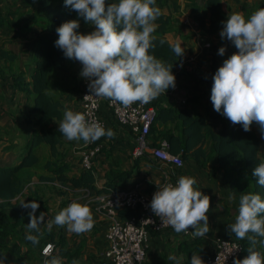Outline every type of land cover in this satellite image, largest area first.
Listing matches in <instances>:
<instances>
[{"label": "clouds", "instance_id": "obj_1", "mask_svg": "<svg viewBox=\"0 0 264 264\" xmlns=\"http://www.w3.org/2000/svg\"><path fill=\"white\" fill-rule=\"evenodd\" d=\"M156 0H64V6L75 11L94 30L84 34L78 31L80 19L62 23L56 28L58 39L54 46L63 52L65 58L82 64L79 75L88 81L91 95L120 103L125 108L134 103L141 105L175 88L176 77L172 65H166L150 54L154 47L151 34L156 30L154 23L160 16L155 7ZM220 37L230 41L237 51L223 60L212 77L210 100L214 110L226 117L233 125H241L245 132L253 123L258 125L264 138V7L253 11L247 18L240 12L228 13L221 21ZM177 56L184 51L177 43L171 45ZM226 47L218 49L224 56ZM58 130L68 141L93 143L102 137L112 139V129L85 114L66 109ZM252 175L256 183L264 187V161L254 168ZM193 177L180 176L176 183L166 182L157 186L150 202L152 212L162 223L170 225L176 233L192 230L193 238L204 237L210 229L208 211L210 197L194 187ZM231 199H235L233 194ZM30 209L29 233H39L45 213L39 216V204L33 200L22 203ZM94 221L91 209L86 204L73 201L60 210L47 223L52 227L67 226L69 232L77 235L90 231ZM228 231L237 239H247L248 255L234 259L233 264H264V255L256 250L264 245V199L259 193H241L238 215ZM33 244L39 243V236L26 237ZM260 238V239H258ZM45 249V254H47ZM169 260L177 257L170 255ZM0 264H7V256H0ZM43 264H63V257L46 258ZM72 264H79L73 260ZM190 264H205L202 257L193 252Z\"/></svg>", "mask_w": 264, "mask_h": 264}, {"label": "trees", "instance_id": "obj_2", "mask_svg": "<svg viewBox=\"0 0 264 264\" xmlns=\"http://www.w3.org/2000/svg\"><path fill=\"white\" fill-rule=\"evenodd\" d=\"M24 3L34 9L37 15H41L37 23L42 32L38 34L32 47L33 68L30 74L22 71L18 66L19 56L15 51L0 47V60L4 61L0 73L11 76L15 87L27 97L33 96V106L27 115V123L32 125V134L26 153L17 164L0 165V253L7 257L14 256L16 264H27L29 261L18 239L27 226L25 221L27 212L22 211L18 203H12V199L24 191L34 176L38 177L39 183H70L76 188H90L95 189L97 193H104L126 187V184L121 185L117 182L128 181L134 174V170L113 168L109 171L106 186L103 188H97L96 177L92 171L83 169L79 176H69L68 154L66 151H61L62 145L66 144V138L59 132L58 125L64 111L70 109L69 101L73 98L81 101V91L79 81L73 82V79L67 76V73L73 71L74 60L65 58L63 52L54 46V42L58 39L56 28L66 21L80 19L78 31L87 34L93 30L92 25L86 24L75 11L66 8L64 0H24ZM167 3L172 5L174 12L180 10L178 0H156L155 6H163ZM259 7H264V0H261ZM191 8L199 29L208 34L220 33L221 21L226 20L228 16L222 0H203L201 6L191 5ZM173 20L171 14H160L154 22L156 30L151 34L154 47L150 49V54L166 65H172V72L175 75L181 57L174 54L171 45L176 43L171 42L167 37ZM0 23L5 24L3 18L0 19ZM29 27L28 23L26 30ZM24 32L26 31L23 29L22 33ZM220 41L222 46L227 47L230 56L237 51L227 39L220 37ZM217 53L215 50L210 62V76L202 81L207 88L205 92L211 93L212 77L223 63ZM164 98V96L157 97L155 102L157 116L151 129L152 140L156 142L167 138L172 153L181 154L184 160L193 158L200 167L209 168L211 173L217 172L215 167L210 166L212 158H216L218 169L224 174L226 183L233 193L238 194L239 197L242 192L259 193L264 199V187H260L256 183L257 178L252 175L257 164L264 161V140L256 132L254 123L251 130L245 132L241 125H233L226 117L217 113L212 102L208 112H201V95L189 96L182 105L176 103L164 105ZM31 113L36 115L35 120L31 119ZM43 143L49 145L53 158L41 162L35 148ZM41 167L47 169L50 174H39ZM33 195L36 196L35 193ZM39 199L41 198L36 197L37 201H40ZM138 212V208H123L118 214L121 219L126 220L137 215ZM229 237L243 244L244 252L240 259H244L248 255L249 241L237 239L235 234ZM55 239L54 234L48 233L45 243L47 241L54 243V253L63 257V264H72V261L81 255L82 243L77 244L71 251L68 249L67 238L63 232L57 241ZM256 250L264 255V245L258 244ZM180 252L185 254V259L179 260V264H190L193 252L198 253L206 264V259L212 253L205 248L202 237L185 238L180 245ZM65 257L66 261H64Z\"/></svg>", "mask_w": 264, "mask_h": 264}, {"label": "crops", "instance_id": "obj_3", "mask_svg": "<svg viewBox=\"0 0 264 264\" xmlns=\"http://www.w3.org/2000/svg\"><path fill=\"white\" fill-rule=\"evenodd\" d=\"M178 2L180 4V10L177 12L173 11L172 5H170L171 1L163 6H155L160 9V14H171L174 17L169 27L167 37L171 42L178 43L184 51L183 56H181L180 65L175 74L176 83L180 86V89L171 94H161L159 97H165L163 100L164 105L175 103L182 105L183 101L185 100L186 102L189 96L194 94L201 95L200 111L206 113L211 105V93L205 94L207 88L205 87V82H202L204 81L202 80L203 78H200V74L197 71L198 69H196V59L200 58V60H198L199 65L205 64L210 67V62L213 57H210L211 59L209 60L206 57H202V55V58L198 56L200 51L203 49L205 51V48H210V43L205 40L204 32L198 28L196 23L186 25L181 20L184 17L194 20L191 8L192 4L187 2L190 4L189 7L188 5H182V0ZM224 8L226 9V7ZM35 12L34 9L32 10V8L24 3V0H0V19L3 18L5 23L4 25L0 23V47L15 51L19 56L17 61L18 66L22 71L28 74H30L33 68V62L31 61L32 47L38 34L42 32L37 23L41 15H37ZM178 19L181 23V27L189 29L191 33L185 34L176 30L174 22ZM28 23L30 27L26 30V25ZM23 29L26 32L22 33ZM91 29H93V26ZM22 34H24V36ZM205 44H207V46ZM216 47L219 49L220 45H216ZM229 56H220V61L223 62V60ZM2 64H4V61L0 60V67ZM74 65L77 71L67 73V76L73 79V82L83 80L79 75L81 63L74 61ZM32 106L33 96L27 97L15 87L11 76L7 73H0V118L10 117L8 124H4L5 127L0 124V132L4 130V133H6V135L0 134V141H7L2 147L3 150H11L15 147L25 150L28 148L32 134V125L27 123V115L30 113ZM69 106L70 110L78 112L80 102L73 98L69 101ZM11 117L13 118V122ZM30 117L33 120L37 118L36 115L32 113ZM14 119H16L18 123L19 131L12 135L13 126L15 125ZM254 128L256 132L261 135L259 127L255 123ZM108 129H112L115 135L112 139L105 137L106 148L95 158L93 173L96 177L97 188L106 186L108 173L113 168L134 170L132 178L128 181L117 182V184L132 186L136 181H142V191L153 197V188L155 185L166 177V175L175 173L173 168L149 156L134 158L132 156V150L135 146V138L131 131L117 124L114 120H110ZM16 138L18 139V142L16 140L17 144L12 145V142ZM262 139L264 140V138ZM76 143L77 142L63 144L61 147V151H66L68 154L67 157L70 162L69 176H79L83 171L80 165V149L82 148L83 141L81 140L80 145ZM40 148H44L46 152H49V155L44 153L38 154L41 162L47 161L50 157L53 158L49 145L40 144L35 150H39ZM12 159L6 162L3 161L0 165H9ZM211 165L217 169L216 173H211L209 168L200 167L193 158H188L185 159L184 167L178 172L180 176L183 175L195 178L197 183L194 187L210 197V208L207 213L210 229L209 232L202 237L204 246L209 252L214 251L215 241L218 237L225 238L234 235L228 231V226L235 222L239 207V195L230 190L224 174L218 169V161L216 158H212L210 162V166ZM39 174L49 175L50 173L47 169L41 167L39 168ZM145 178H150V180H145ZM49 184L51 183H39L38 177L34 176L32 182L28 184L32 187L34 186L32 189L33 191L26 187L21 194L12 199V203H18L20 209L27 212L25 217L26 224L30 221L28 215L30 209L23 208L21 206L22 203L35 200L39 204L36 215L39 216L41 212L45 213V221L40 224L39 233L35 231L29 233V229L26 226L24 233L18 236L19 241L22 243V251L28 256L29 261L27 264H43L44 259H50L56 256L54 253L51 256L45 257L41 251L45 241L48 239V233L54 234L56 237L55 240L57 241L62 232L67 238V246L71 251L75 249L77 244H83L82 253L76 259L79 264H98L99 258L107 245L106 233L109 228V219L106 215L98 213L94 205L97 196L101 193H97L95 189L76 188L70 183H52L58 187L47 186ZM36 186L38 187L36 188ZM46 187L49 188L45 189ZM48 189L51 190V192L47 191ZM33 192L36 196L33 195ZM233 194H235V199L230 198ZM36 197H40V201H37ZM73 201L86 204L90 207L94 221L92 229L86 233L77 235L73 232H69L67 226L59 227L54 225L49 232L47 230V223L51 221L60 210L67 207ZM29 234L38 235L39 243L33 244L30 242L26 238ZM184 239L185 237L182 233H176L171 229L159 233H151L147 257L144 264H177L176 261L168 259L170 255L177 257L178 261L184 260L185 254L180 252V245ZM0 256L4 255L0 253ZM64 261H66V257ZM7 264H16L15 257L8 256Z\"/></svg>", "mask_w": 264, "mask_h": 264}, {"label": "built area", "instance_id": "obj_4", "mask_svg": "<svg viewBox=\"0 0 264 264\" xmlns=\"http://www.w3.org/2000/svg\"><path fill=\"white\" fill-rule=\"evenodd\" d=\"M184 22V21H183ZM186 25L195 23L189 18L184 22ZM180 86L176 83L175 88H169L165 94L177 92ZM157 98L149 104L141 105L134 103L125 108L120 103L111 102L108 99L91 95L88 81L83 79L81 85V101L78 112L85 114L89 120L99 121L105 129H108L110 120L128 128L135 138V146L132 150L134 158L149 156L161 163L170 165L175 173L166 175L153 188L166 182L176 183L180 177L178 172L184 167L185 160L181 154L170 151V143L167 138L154 142L151 138L152 125L157 116L155 105ZM185 100L183 101V103ZM106 148L105 137L93 143L83 141L80 149L81 168L94 172L95 158ZM177 171V174H176ZM150 180V178H145ZM143 182L136 181L132 186L112 189L101 193L95 201V209L98 213L106 215L109 219V228L106 233L107 245L102 252L98 264H144L147 257L149 238L151 232H163L174 230L170 225L162 223L150 208L152 197L142 190ZM123 208H138L137 215L123 220L118 212ZM192 230L187 233L181 232L187 239H192ZM47 249V254H45ZM55 252V245L47 241L41 253L51 256ZM243 244L235 238L218 237L215 241V249L206 259V264H233L234 259H240L243 255Z\"/></svg>", "mask_w": 264, "mask_h": 264}, {"label": "rangeland", "instance_id": "obj_5", "mask_svg": "<svg viewBox=\"0 0 264 264\" xmlns=\"http://www.w3.org/2000/svg\"><path fill=\"white\" fill-rule=\"evenodd\" d=\"M182 1H183V4L182 5H186V6L188 5L190 7V4L187 3V2H190L193 6H201L203 0H188V1L187 0H182ZM222 1L224 3V7H226L228 13L240 12L246 18L248 16H250V14L253 11L259 9L260 8L259 5L261 3V0H222ZM186 19H187V17H184L181 20L184 21V22H186ZM174 25L176 26V30L177 31L183 32L185 34L191 33L189 29L182 28L181 27V23H180L179 19L174 22ZM93 30H94V26H93ZM204 36H205V40L208 41V43H210V48H205V51L203 49L202 51L199 52V55L198 56L201 57V55H202V57H206L207 59L210 60L215 55L214 49L218 51V48L216 47V45H220V47H222V45L220 44L221 43V41H220V35L219 34H208V33H205L204 32ZM205 45L207 46V44H205ZM225 55L226 56H229V53H228V50L227 49H226ZM198 60H200V58H197L196 59V62H197L196 63V69H198L197 71L200 74V78H203L202 80H204L208 76H210L211 69H210L209 66H207L205 64L204 65H199L198 64ZM73 71L76 72L77 71V68H74L73 67ZM73 71H71V72H73ZM82 81L83 80H80L79 81V85H82ZM208 93L209 92H205V94H208ZM9 119H10V117L0 118V124H1V126H4V124H8ZM14 120H15V125L13 126V133H12V135H14L15 133H17L19 131L18 123H17L16 119H14ZM12 122H13V118H12ZM31 128H32V126H31ZM1 131L2 132H0V134L6 135V133H4V130H1ZM17 138L14 139V141L12 142V145L17 144L16 143V140L18 142V139ZM3 141H0V163H3V161L4 162L9 161L12 158H13L12 159V162L9 163V165L16 164V163L20 162L22 160V158L24 157L25 153H26L25 149H20L19 147H15V148H12L13 150L11 149V150H6L5 151V150L2 149V147H3L4 143H6L7 141H4V142ZM65 141H66V144H70L71 142H77L76 144H78V145L81 144V140L80 141H68L67 139H65ZM43 144H45V143H43ZM36 153L37 154L44 153L46 155H49V152L48 151L46 152L44 148H40L39 150H36ZM47 186H50V187H58L57 185H54V184H49ZM37 187L38 186H36V188ZM33 188H34V186L33 187L31 185H28L27 186V189H31V191H33L32 190ZM47 188H49V187H46L45 189H47ZM47 191L51 192V190H49V189Z\"/></svg>", "mask_w": 264, "mask_h": 264}]
</instances>
